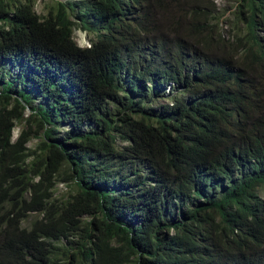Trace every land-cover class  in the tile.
Returning <instances> with one entry per match:
<instances>
[{
    "label": "trees",
    "instance_id": "trees-1",
    "mask_svg": "<svg viewBox=\"0 0 264 264\" xmlns=\"http://www.w3.org/2000/svg\"><path fill=\"white\" fill-rule=\"evenodd\" d=\"M232 12L0 0V264H264V0Z\"/></svg>",
    "mask_w": 264,
    "mask_h": 264
},
{
    "label": "rangeland",
    "instance_id": "rangeland-1",
    "mask_svg": "<svg viewBox=\"0 0 264 264\" xmlns=\"http://www.w3.org/2000/svg\"><path fill=\"white\" fill-rule=\"evenodd\" d=\"M56 0H35V9L39 14H46L50 7H52L55 4ZM216 6L218 9H221V13L225 14V17L230 18L232 26H234L236 15L234 12H232L234 9H237L239 5V0H215ZM232 12V13H231ZM88 34H86L84 31L76 32V39L77 41L85 45L87 44L88 40ZM10 70V75H5L4 73L7 70ZM17 72L16 66L10 65V63H5V65L0 64V81L1 79H7L15 77ZM1 84V83H0ZM44 102L43 99L38 100L36 103H34V106L38 105V103ZM25 127L24 124L19 125L15 130V138L18 136L22 128ZM69 129V126L61 125L60 126V132L65 133L66 130ZM86 130V129H85ZM39 138L33 137V139L29 142V146L35 148L37 144L39 143ZM76 186L73 183H63L58 182L55 189V195L60 199H65L69 197L71 193H74L76 190ZM37 215L31 214L25 223L26 225L29 224L30 221L36 218Z\"/></svg>",
    "mask_w": 264,
    "mask_h": 264
}]
</instances>
